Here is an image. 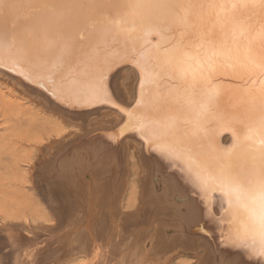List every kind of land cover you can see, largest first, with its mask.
I'll list each match as a JSON object with an SVG mask.
<instances>
[{
    "label": "bare ground",
    "instance_id": "obj_1",
    "mask_svg": "<svg viewBox=\"0 0 264 264\" xmlns=\"http://www.w3.org/2000/svg\"><path fill=\"white\" fill-rule=\"evenodd\" d=\"M31 111L20 177L55 223L14 264H264L259 0H0V135Z\"/></svg>",
    "mask_w": 264,
    "mask_h": 264
},
{
    "label": "rangeland",
    "instance_id": "obj_2",
    "mask_svg": "<svg viewBox=\"0 0 264 264\" xmlns=\"http://www.w3.org/2000/svg\"><path fill=\"white\" fill-rule=\"evenodd\" d=\"M26 111H28V110H26ZM31 113H34L33 115H34L35 119L33 118V116H29L28 114H27L28 117H27V115H22V117H19L21 115L20 114L18 117L22 118L23 123H21V125L16 124V122H17L16 119L18 117H16V118L14 117V119H11L12 121L10 120L8 122V124L10 123L9 124L10 126L12 124H14L13 129L11 128V130H9L10 126H8V124H6L5 126H7L6 128H8V129H6L3 132L4 134L3 133L1 134L2 136L0 135V138H2V137H4V138L8 137L9 138V139H7V141H9V145L6 146L7 147L5 150L6 152L3 151L2 153H0V155L3 156L0 159V264H14V258H15L14 253H16L15 244L13 242L14 238H15L14 236H16L14 234V232H17L18 235H20V233L22 232V233H24V235L26 234L28 237L31 236V233H33L32 236L34 234H36V236L42 235L40 237H45L48 235L47 234L48 228L50 226H53V224L55 223L52 221L51 218L49 219V218L42 217V215L48 211H45L44 206L43 207L41 206L42 203L39 200L40 197L38 195V191L34 190L31 186V184L25 183V181H23V179L20 177V175L22 173H24L21 171L22 165H23L21 160L24 158L27 149L29 150V152H32V150L34 151V148L32 147L33 145L32 146L29 145L31 148H27L26 146L21 148L22 147L21 143H24L25 142L24 139H25V140H30L29 141L30 143L35 144L36 140H39L42 138L47 139V137H45V136H49L50 132H51L50 131V129H51L50 125L51 124L45 120H42L41 114H39V113L37 114V113H35V111L34 112L31 111ZM29 118H33V120H34L32 127L30 126V124L28 122ZM38 121H40V123ZM12 122H14V123H12ZM15 125H16V128H15ZM0 131H2V130L0 129ZM6 131H7V133L5 134ZM21 133H22V135H21ZM12 134L14 136H16V137H14L15 139L18 138L17 135L20 134V135H18V136H20L19 137L20 139L19 138L16 139L17 141L14 140L13 136H11ZM22 139H23V141H22ZM11 140L12 141L14 140L13 142H15V145L13 144V142ZM19 140H20V142H19ZM10 147H12V148H10ZM11 149H12V151H11L12 153L10 152ZM23 150H24V152H23ZM14 153L16 155L18 153H21V155L18 154L19 156L17 155L18 156L17 157ZM22 155H24V156L22 157ZM17 167H19L21 169H19ZM23 183H24V185H23ZM36 206H37V209H36ZM39 209H41V210H39ZM35 210H37V211H35ZM43 210H44V212H43ZM38 211H40V212H38ZM41 211H42V214H38V213H41ZM32 212H34V213L32 214ZM31 215H32V217L30 220ZM40 215H41V217L39 218ZM37 216H38V219H37ZM43 218H44V220H39V219H43ZM33 219H34V221H33ZM35 220H36V222H35ZM29 221H30V223H29ZM49 222L51 223V225ZM47 223H48V225H47ZM6 226H8V227H6ZM40 227H43V229H41ZM45 227H46V229H45ZM20 228H21V230H20ZM36 228L38 231L36 230ZM22 229H24L25 231H23ZM33 231H35V232H33ZM29 232H30V234H29ZM43 232H44V234H43ZM40 233H42V234H40Z\"/></svg>",
    "mask_w": 264,
    "mask_h": 264
},
{
    "label": "snow or ice",
    "instance_id": "obj_3",
    "mask_svg": "<svg viewBox=\"0 0 264 264\" xmlns=\"http://www.w3.org/2000/svg\"><path fill=\"white\" fill-rule=\"evenodd\" d=\"M260 3L264 4V0H259ZM139 84L137 85V90H139ZM136 113H126V116L128 117V120H129V126H132L133 125V121L135 120L136 118ZM123 140L121 141H118L117 142V146L119 145V143H122ZM111 147H112V143L110 141H105L104 142V145L102 147H99L97 149V155L99 157V159L101 160V162L105 161L108 157V154L111 150Z\"/></svg>",
    "mask_w": 264,
    "mask_h": 264
}]
</instances>
